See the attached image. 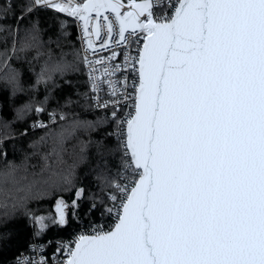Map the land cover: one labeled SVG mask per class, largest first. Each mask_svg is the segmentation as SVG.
Instances as JSON below:
<instances>
[{"label":"snow or ice","instance_id":"snow-or-ice-1","mask_svg":"<svg viewBox=\"0 0 264 264\" xmlns=\"http://www.w3.org/2000/svg\"><path fill=\"white\" fill-rule=\"evenodd\" d=\"M165 7L163 14L156 11ZM47 10L75 18L85 53L95 52L93 36L102 49L110 43L126 50L122 63L114 48L109 57H81L90 91L79 95L84 107L104 115L76 119L71 132L61 129L44 157L45 168L52 167L50 160L62 162L68 136L86 131L80 155L96 146L103 193L93 197L88 211L102 209V216L114 215L116 222L57 242L56 253L67 256L52 264H264V0H25L19 14L0 0V33L12 37L13 56L43 55L38 17L23 30L21 23ZM8 11L14 25L3 23ZM67 27L68 20H60L58 35L48 43L59 47ZM11 58L3 66L14 97L23 92L22 73L10 66ZM64 67L45 63L34 87L47 89ZM49 99L25 103L16 118L43 114ZM57 115L66 119L53 111V124ZM113 126L101 139L91 138ZM111 137L114 145L105 142ZM9 181L18 183L14 170L0 177V185ZM84 195L85 189L76 190L72 209L78 210ZM68 207L63 199L58 202L53 225H70ZM33 220L39 238L49 218ZM32 247L38 253L44 249ZM18 264L49 260L40 255Z\"/></svg>","mask_w":264,"mask_h":264},{"label":"trees","instance_id":"trees-1","mask_svg":"<svg viewBox=\"0 0 264 264\" xmlns=\"http://www.w3.org/2000/svg\"><path fill=\"white\" fill-rule=\"evenodd\" d=\"M8 3L13 4L19 14L25 0H8ZM7 16L8 19L3 23L14 25L12 11H8ZM37 17L44 43L41 48L43 55L39 59H33L35 51L17 53L16 56L20 57L17 59L11 52L12 37L6 32L0 33V37H3L0 38V177L14 170L18 181L16 184L9 181L7 185H0V264H16L19 254L28 252L29 244L33 241H41L46 251L51 250L56 241L69 237L75 229L93 221L105 222L109 219L107 213L101 215L102 209L92 213L88 211L93 197H99L103 193L101 181L98 179L101 168L96 146H89L85 155H80L81 141L89 139L86 131L77 130L74 135L68 136L62 162L50 160L52 167H44V157L52 151L56 133L61 129L71 132L76 119L95 120L104 113L84 107V101L79 95L88 93L90 89L73 22L67 19L68 27L65 31L69 35L60 40L58 47L56 43L49 44L48 41L50 37L55 40L59 21L65 18L51 10L41 11L36 16L27 17L21 23V30ZM7 57H12L9 60L10 66L22 73L23 92L14 97L11 94V85L6 83L8 72L3 66ZM45 63L50 68L57 63L64 64L65 67L62 72L53 74V81L47 89L42 84L34 87ZM46 95L50 99L44 105L46 111L43 114L38 115L33 111L22 119L16 118L17 108L29 102L35 106ZM69 98L74 103H66ZM53 111L63 113L66 119L61 121L57 115L56 123L53 124L49 117V113ZM38 122H44L49 127H33ZM25 130L26 135L23 134ZM104 131L113 132L115 128L113 126L92 133L91 138L101 139ZM105 142L114 145L115 137L106 138ZM35 180L41 182L33 184ZM29 185H32L31 189ZM80 188L85 189V195L78 200V210L72 209L71 202L76 199V190ZM61 199L69 206L65 209L70 219L68 226L51 223V219L58 217L57 205ZM73 211L74 217L71 215ZM33 217L49 218L46 221L49 228L39 238L35 237L38 225L34 223ZM49 241L52 243L49 244Z\"/></svg>","mask_w":264,"mask_h":264},{"label":"built area","instance_id":"built-area-1","mask_svg":"<svg viewBox=\"0 0 264 264\" xmlns=\"http://www.w3.org/2000/svg\"><path fill=\"white\" fill-rule=\"evenodd\" d=\"M125 3L127 4V0H125ZM127 10V8L122 9V11ZM167 10V8H160V9H156V11H158L160 14H163L165 11ZM61 16H63L65 19H69L73 22L74 27H75V31H76V35H77V40H78V44H79V49H80V53L81 56L83 57L85 54L88 55L90 58L92 59H99L101 57H109L111 56V51L109 49L114 48V50H116L117 52L120 53L118 60L116 61L117 63H122L124 60V54L126 50H122V46L121 47H115L114 45L109 43L108 48L102 49L101 48V40H98L95 36L92 37V39L95 41V52H93L92 50H88L86 53L84 51V49L87 48V44H86V39L85 38H81L82 37V32L80 27L78 26L77 22L75 21V18H69L66 17L64 14H60ZM101 35L104 37V42L107 43L108 42V38L106 36H104V33L102 32ZM133 55H135V53H132ZM84 69L88 75V68L85 66V64L83 63ZM97 68L99 69V72L103 71V67L100 65H97ZM99 72L97 74H99ZM121 79H123V77H121ZM129 79H132L131 74L129 73ZM129 91H131V89H129ZM129 109H125V111H128ZM40 123L44 122H38V125ZM109 207H111V203L109 202ZM115 219H114V215H109V219H107L105 222H100V221H93L90 223H87L84 226L79 227L78 229H75L73 231V233H71V235L69 237H66L64 239H60L58 241L55 242V244L53 245V248L51 250H47L45 249V245L41 242V241H33L29 244V251L28 252H21L19 254V256L16 259V264H18V261L23 262L26 261L28 258H32V259H36L38 260L40 258V255H44L48 260H49V264H52V261L55 260H62V259H66L67 254L65 252H60V253H56V248H57V242L60 243H65L68 241H72L74 239H76L80 234H92V230L94 227L96 226H100L103 225L104 228L107 230L111 225H113L115 223ZM34 244H42L44 245V249L42 251V253H38L37 251L33 250V245ZM55 253V256H54Z\"/></svg>","mask_w":264,"mask_h":264}]
</instances>
